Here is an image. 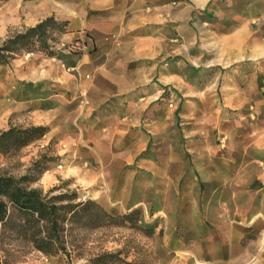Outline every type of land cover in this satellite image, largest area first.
I'll list each match as a JSON object with an SVG mask.
<instances>
[{"label": "rangeland", "instance_id": "rangeland-1", "mask_svg": "<svg viewBox=\"0 0 264 264\" xmlns=\"http://www.w3.org/2000/svg\"><path fill=\"white\" fill-rule=\"evenodd\" d=\"M82 1L0 0L2 40L49 17L69 23L68 33L54 34L56 56L29 53L0 66V132L49 128L15 153L0 152V176L22 177L40 165L45 172L33 188L48 192L62 186L115 216L135 209H141L142 216L138 227L79 233L70 262L65 255L48 257L29 250L17 264H90L105 252H122L125 260L138 264H211L193 252L199 233L181 227L167 237L166 212L177 202L178 184L185 178H177L175 187L162 193L151 166L157 160L193 159L186 134L195 132L197 140L205 139L206 158L222 162V174L241 171L244 177H264V0L158 1L172 5L187 32H177L167 47L172 56L129 101L112 98L101 105L91 99L90 83L97 40L91 30L80 28L75 14ZM108 109L133 117L145 114L143 125L132 126L126 134L117 128L126 121L123 118H99L100 111ZM161 121L169 122V129L163 135L153 133L152 126ZM145 139L150 140L147 148ZM125 140L142 142L144 148H113L112 142ZM233 160L244 165L232 166ZM103 175H108V186L99 182ZM197 176L193 173L192 181ZM246 177L241 188L256 184ZM208 178L216 181L214 174ZM208 186L202 183L205 192ZM260 194L247 196L245 205L233 210L228 203L235 194L225 187L217 194L222 206L218 200V209L241 219L240 214L251 208L245 221L252 220L251 230L243 233L235 249L236 257L221 264H264ZM207 225L212 226L210 221Z\"/></svg>", "mask_w": 264, "mask_h": 264}, {"label": "crops", "instance_id": "crops-1", "mask_svg": "<svg viewBox=\"0 0 264 264\" xmlns=\"http://www.w3.org/2000/svg\"><path fill=\"white\" fill-rule=\"evenodd\" d=\"M158 1L161 0H83L82 6L76 9L80 28L83 31L91 30L97 40L94 52L97 63L93 67L90 82L91 99L95 104L101 105L112 98L119 102L124 99L129 101L130 95L147 84L148 79L162 69L165 59L172 56L173 51L170 52L167 47L175 40L177 32H187V25L180 22V16L173 12L172 5L159 4ZM104 117L126 120L120 122L117 128L127 134L131 133L132 126L143 125L145 114L139 112L133 117L130 112L108 109L100 111L99 118ZM169 126V122L161 121L153 125L151 131L163 135ZM105 127V124H101V128ZM186 135L187 151L192 154L193 159L157 160L151 166L155 167L162 193L174 188L177 178H185L183 183L178 184L177 202H172V209L166 212L169 220L165 226L166 235L172 236L181 227L197 232L199 236L192 245L197 258L211 264L227 263L236 257L235 249L240 245L243 233L251 230V218L245 221L251 208H247L248 213L240 214L243 218H232L228 209H218V200L219 205L221 202L220 195L217 194L224 187L226 191L230 190L235 194L227 204L230 209L245 205L244 198L251 194L259 196L263 193L262 201L264 177L245 176L248 180L254 179L251 182L255 181L256 184L247 189L241 188L245 185V177L241 174L243 172L222 174V162L206 158L208 154L205 139L197 140L195 132H187ZM125 141L112 142L113 148L123 147L128 151L144 148L142 142ZM145 141L143 145L147 148L150 140L148 143L147 139ZM232 163L235 167L244 165L239 160H233ZM193 173H199L196 182L192 181ZM209 174L215 175V182H208ZM99 182L108 186V175L100 177ZM202 183L209 185L207 192H216L208 194ZM213 184L215 187H210ZM168 204L166 200L164 205ZM207 221L212 226L207 225Z\"/></svg>", "mask_w": 264, "mask_h": 264}, {"label": "trees", "instance_id": "trees-1", "mask_svg": "<svg viewBox=\"0 0 264 264\" xmlns=\"http://www.w3.org/2000/svg\"><path fill=\"white\" fill-rule=\"evenodd\" d=\"M68 25V21L59 22L49 17L34 27L0 39V66L11 65L29 53L56 56L59 53L52 45L54 34L68 33ZM48 130L45 126H32L0 132V152L4 155L15 153ZM44 172V168L36 165L22 177L0 176V264H17L29 250L48 257L65 255L70 262L79 233L127 225L138 227L141 209L115 216L92 199L81 200L77 191L64 190L62 186L48 192L33 188L32 184ZM58 191L61 192L55 194ZM89 263L138 264L125 260L122 252H105Z\"/></svg>", "mask_w": 264, "mask_h": 264}]
</instances>
